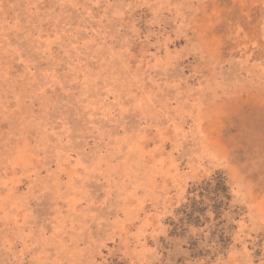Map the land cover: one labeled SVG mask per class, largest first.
<instances>
[{
	"label": "rangeland",
	"instance_id": "1",
	"mask_svg": "<svg viewBox=\"0 0 264 264\" xmlns=\"http://www.w3.org/2000/svg\"><path fill=\"white\" fill-rule=\"evenodd\" d=\"M0 264H264V0H0Z\"/></svg>",
	"mask_w": 264,
	"mask_h": 264
}]
</instances>
